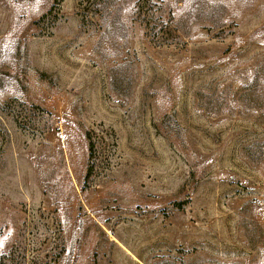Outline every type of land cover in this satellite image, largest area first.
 <instances>
[{"label":"rangeland","instance_id":"rangeland-1","mask_svg":"<svg viewBox=\"0 0 264 264\" xmlns=\"http://www.w3.org/2000/svg\"><path fill=\"white\" fill-rule=\"evenodd\" d=\"M0 260L264 264V0H0Z\"/></svg>","mask_w":264,"mask_h":264},{"label":"trees","instance_id":"trees-1","mask_svg":"<svg viewBox=\"0 0 264 264\" xmlns=\"http://www.w3.org/2000/svg\"><path fill=\"white\" fill-rule=\"evenodd\" d=\"M4 258V257H3ZM2 263V260H0V264Z\"/></svg>","mask_w":264,"mask_h":264}]
</instances>
